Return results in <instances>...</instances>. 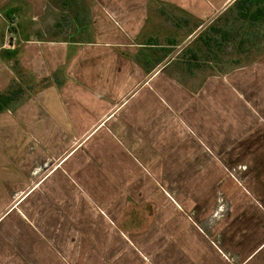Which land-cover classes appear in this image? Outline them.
Returning a JSON list of instances; mask_svg holds the SVG:
<instances>
[{"label": "crops", "instance_id": "0c3cea01", "mask_svg": "<svg viewBox=\"0 0 264 264\" xmlns=\"http://www.w3.org/2000/svg\"><path fill=\"white\" fill-rule=\"evenodd\" d=\"M238 2L0 0V264H264V37L219 69Z\"/></svg>", "mask_w": 264, "mask_h": 264}, {"label": "rangeland", "instance_id": "374dc122", "mask_svg": "<svg viewBox=\"0 0 264 264\" xmlns=\"http://www.w3.org/2000/svg\"><path fill=\"white\" fill-rule=\"evenodd\" d=\"M260 1V7L264 8V0H259ZM258 1V2H259ZM263 1V2H261ZM236 4V3H235ZM242 5H245L244 3L240 4V10L239 7L235 9V17L234 20L232 19V16L229 17L228 13L224 12L221 15V22H220V26L222 28H226L229 26V21H232V25L234 27V29L232 30L231 33L233 35V47H229V43L228 42H222L221 45H224L222 48L219 49V53L221 54L220 60L221 65L219 67L220 70L225 69L227 67H229L231 64L230 62H232V67H234L235 65H240L243 63L248 62L249 60H251L252 58H254L256 55L260 54V50L257 49V45L256 43L261 42V38L264 37L263 35V27H262V23L264 22V11L262 9V13L260 14V17L257 19H253L252 18V12L248 13L247 11V7L245 5L244 8H242ZM253 9H255V7H253ZM229 11V10H228ZM253 11V10H252ZM248 13V16H244V13ZM228 15V16H227ZM212 27V26H211ZM222 31H225V29H223ZM245 33H251V36L248 39V43L246 45L242 44L241 47H243L244 49L239 47V43L242 41H244L243 39H241V36H243ZM257 37V38H256ZM229 39V38H227ZM244 43H246L244 41ZM196 45V44H195ZM194 45V46H195ZM193 46V47H194ZM247 48V51L245 50V48ZM243 50L245 51L243 54H241V52H243ZM154 57H150V59H153ZM187 54L184 52H179L177 53L172 60V63L176 65L177 70H176V74H178V76H185L184 79H188V80H192V76L195 73L193 70L188 71L187 67L189 66L186 62L187 59ZM204 59H201V63H203ZM192 65L194 66L195 64H197L198 62L196 60H194L193 62H191ZM198 63V64H199ZM195 68V67H193ZM212 71H208V73H210ZM207 73V70H206ZM235 153L233 151L227 152V166L229 165V160H234V161H239L240 159H236L235 157ZM240 153H236L237 156H239ZM226 172V175H229L232 178L237 179L238 178V172L237 169L233 166H228L226 167V169H224ZM231 180V179H230ZM232 183V180L231 182ZM161 190L163 191L164 185L163 184H159ZM179 189L176 187L172 188V191L177 192L179 190H181L183 188V186L178 185ZM181 188V189H180ZM166 190V189H165Z\"/></svg>", "mask_w": 264, "mask_h": 264}, {"label": "trees", "instance_id": "16d2710c", "mask_svg": "<svg viewBox=\"0 0 264 264\" xmlns=\"http://www.w3.org/2000/svg\"><path fill=\"white\" fill-rule=\"evenodd\" d=\"M255 1H259V0H239V5L241 3H244L247 7L248 4H253ZM244 5V7H245ZM251 5H249V8H250ZM244 15H247V13H244ZM11 98L10 95H0V109H3L7 103H8V100Z\"/></svg>", "mask_w": 264, "mask_h": 264}]
</instances>
